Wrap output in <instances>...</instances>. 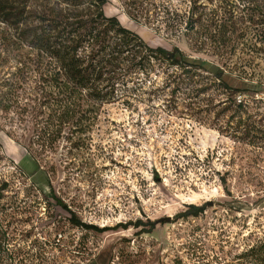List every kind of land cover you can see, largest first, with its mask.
<instances>
[{
    "label": "rangeland",
    "instance_id": "rangeland-1",
    "mask_svg": "<svg viewBox=\"0 0 264 264\" xmlns=\"http://www.w3.org/2000/svg\"><path fill=\"white\" fill-rule=\"evenodd\" d=\"M242 6L106 0L137 39L91 24L80 52L110 96L83 146L68 128L37 139L24 98L0 109V264H264V36L246 31ZM2 27L12 46L18 30ZM189 205L203 211L181 217Z\"/></svg>",
    "mask_w": 264,
    "mask_h": 264
},
{
    "label": "trees",
    "instance_id": "trees-1",
    "mask_svg": "<svg viewBox=\"0 0 264 264\" xmlns=\"http://www.w3.org/2000/svg\"><path fill=\"white\" fill-rule=\"evenodd\" d=\"M30 1L18 0L14 7L11 0H0V109L9 110L17 105L18 98H24L26 102L20 113L35 112L38 124H44L40 128L38 126L40 133L36 132L37 139H43L42 142L49 145L62 138L61 132L68 128L69 134L64 139L83 146L87 137L82 135L92 122L91 115L97 110L96 100L105 99L109 95L108 92L102 93V89L95 85L99 78L97 65L88 63L86 56H82L80 52L81 45L93 30L91 24L106 22L124 40L137 37L123 27L118 18L105 14L103 7L106 0L100 3L96 0H61L65 5L63 7H60V0H57L56 8L51 6L49 0H39L38 12L31 11ZM239 1L243 3L241 12L246 31H255L264 36V0ZM32 18L38 21L37 26L32 25ZM10 21L18 30L12 46L8 44L4 27L1 28ZM22 42L28 49L20 46ZM128 45L127 42L123 44ZM140 45L150 55L170 59L162 48H151L143 42L137 46ZM108 56L112 58L111 50ZM215 76L224 81L220 71ZM86 90L88 92L84 94ZM50 127L55 129L54 132L49 131ZM23 147L33 156L29 147ZM55 201L57 205L67 209L61 200ZM188 208L192 211L181 217L197 216L203 211L202 207L195 205H189ZM69 221L85 230L101 231L92 225L81 223L74 215Z\"/></svg>",
    "mask_w": 264,
    "mask_h": 264
},
{
    "label": "water",
    "instance_id": "water-1",
    "mask_svg": "<svg viewBox=\"0 0 264 264\" xmlns=\"http://www.w3.org/2000/svg\"><path fill=\"white\" fill-rule=\"evenodd\" d=\"M102 1H104V0H96L97 3H100ZM168 57L171 59L172 55L170 54Z\"/></svg>",
    "mask_w": 264,
    "mask_h": 264
},
{
    "label": "flooded vegetation",
    "instance_id": "flooded-vegetation-1",
    "mask_svg": "<svg viewBox=\"0 0 264 264\" xmlns=\"http://www.w3.org/2000/svg\"><path fill=\"white\" fill-rule=\"evenodd\" d=\"M169 55H170V54H169ZM169 55H168V56H169ZM171 55H173V54H171ZM171 59H172V58H171Z\"/></svg>",
    "mask_w": 264,
    "mask_h": 264
}]
</instances>
